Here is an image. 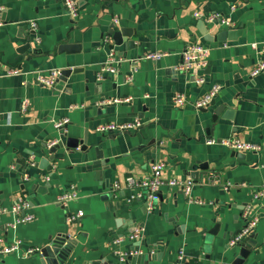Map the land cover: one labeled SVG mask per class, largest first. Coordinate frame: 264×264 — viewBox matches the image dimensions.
<instances>
[{
  "label": "crops",
  "instance_id": "1",
  "mask_svg": "<svg viewBox=\"0 0 264 264\" xmlns=\"http://www.w3.org/2000/svg\"><path fill=\"white\" fill-rule=\"evenodd\" d=\"M75 1L78 16L71 19L62 0H0V239L21 240L17 252L0 254V264H55L25 251L45 248L58 234L78 239L61 264H123L121 254L137 242L145 264H174L180 249L183 264H231L238 246L229 241L243 228L247 206L257 223L244 264H264V197H252L264 187V72L250 76L264 58V0ZM202 19L210 35L228 30L224 41H205ZM113 24L126 34L119 46L109 35ZM193 42L208 48L206 66L179 70ZM155 52L167 55L142 59ZM110 53L116 71L100 74ZM54 68L71 70L60 89L36 82ZM10 69L19 73L4 74ZM215 85L214 104L194 110L192 103ZM176 93L184 96L181 107L173 104ZM64 119L59 132L54 122ZM133 120L140 123L135 131H96ZM232 137L261 148L241 153L219 143ZM68 140L78 145L68 147ZM157 161L166 164L165 178L192 179L191 200L163 184L148 212L143 199L130 200L142 189L126 187L125 179L147 176ZM71 187L77 199L56 203ZM20 201L29 205L20 215L34 220L15 223L20 215L12 207ZM77 211L83 216L68 222ZM135 230L140 238L129 240Z\"/></svg>",
  "mask_w": 264,
  "mask_h": 264
},
{
  "label": "built area",
  "instance_id": "2",
  "mask_svg": "<svg viewBox=\"0 0 264 264\" xmlns=\"http://www.w3.org/2000/svg\"><path fill=\"white\" fill-rule=\"evenodd\" d=\"M62 4L64 7V12L67 14L68 17L71 19H75L78 16V6L75 0H62ZM3 11V7L0 6V14ZM195 16L197 18L202 17L207 22H220L221 24H228V21L224 18L217 16V15H205L201 16L199 13H195ZM29 27L32 28V30L36 29V23L30 22ZM38 39L35 38V43L37 44ZM262 53L264 54V46L262 48ZM209 50L207 47H205L203 44L199 42H193L186 45L184 50L181 53V62L178 66L179 70L182 71H190L193 69H202L206 66L207 58H208ZM166 53L162 52H155V53H147L145 54L142 59H146L149 61H156L164 56H166ZM141 59V58H140ZM140 59L134 60L132 62L134 71L136 70L137 63ZM118 63L117 60H115L113 53H110L109 58L107 62L101 67L100 74L103 73H114L116 71V64ZM264 72V58L260 60L257 64H255L251 70H250V76H256L257 74ZM18 70L10 69L6 71L4 74L6 75H16L18 74ZM2 73L0 72V75ZM62 75V71L59 69H51L46 74H38L36 76V82L44 85L46 87H49L51 89H60V84H62L59 79ZM203 79L198 78L196 80V84H202ZM220 86L215 85L212 88H210L203 96L198 98L196 101L192 103V108L194 110H201L203 108H206L210 105L214 97L219 93ZM130 101L129 99H116L114 100V103H124ZM173 104L176 107H181L184 104V96L180 93L174 94L173 97ZM27 109V102L24 101L22 103L21 110L25 111ZM68 124V120H60L57 122H54V127L57 131H65L66 125ZM140 123L137 120H133L132 122H126V123H107L99 126L96 131L101 134L102 136H109L111 134H121L126 132L135 131L139 128ZM214 140L207 139L206 143L211 144ZM58 142L57 140L52 141L49 143V147H53ZM221 145L226 146L227 148L241 153H247V152H258L261 148L260 144L252 143V142H245L241 141L238 138H226L219 141ZM166 169V164L162 161L153 162L150 165L149 174L143 178L135 179L133 176H128L125 179V186L128 188H134V187H140L142 189L141 193H138L137 195H131L130 200H134V198H139L144 200V206L145 210L148 212L152 211L154 209L155 204L159 201V188L161 185L166 184L171 188H176L179 191H181L186 198L191 200L190 198V190L193 184V181L191 178H165L164 172ZM209 178L212 180V182L217 181V176L215 174H210ZM118 188V185L115 186L113 189L114 191ZM78 195L75 191L74 187H71V189L58 196L56 199V203L59 204H66L67 202L73 201L77 199ZM253 199L264 197V187L255 189L252 193ZM28 203L26 201H20V203H17L15 206L12 207V212H14L17 215H20L24 209L28 207ZM3 211V210H0ZM83 216L82 211H77L75 214H70L67 217L68 222H72L74 220H78ZM242 217L245 220V224L241 231L237 234H235L229 241V246L234 247L238 246L240 242L245 238L250 236L254 230L257 223L256 218H250V207L247 206L242 212ZM34 220V216L32 214H22L20 216H17L15 223L16 224H23ZM127 238L129 240L135 241L140 238L139 231H133L132 233L127 235ZM122 240V238L116 240L115 242L118 243ZM21 247V240H15L14 242L10 244H5L2 242V239H0V254H10L17 252ZM25 254L27 256H41L42 249L40 247H33L28 248L25 251ZM127 257V254H121V260H125ZM183 257V250L180 249L177 254V258L174 264H183L182 262Z\"/></svg>",
  "mask_w": 264,
  "mask_h": 264
},
{
  "label": "water",
  "instance_id": "3",
  "mask_svg": "<svg viewBox=\"0 0 264 264\" xmlns=\"http://www.w3.org/2000/svg\"><path fill=\"white\" fill-rule=\"evenodd\" d=\"M203 22L204 21L202 19L201 24H199V27H200V33L203 36L205 41H208V42H211L213 40L224 41V39L228 35V30L221 31L213 36L209 34L210 28L208 26H205ZM115 27L116 26L114 24L110 26L109 35L112 37L114 45L119 46L122 44V42H124L123 37H125L126 34L124 30L123 31L116 30ZM236 34L237 33L235 32L233 33L234 36ZM127 44L131 46V42H127ZM24 47H29V46L27 45ZM70 73H71V70L63 71L59 81L63 83L69 77ZM211 104H214L213 100ZM224 106H225L224 104L218 106L216 108L215 113L217 114L220 113L225 108ZM77 145L78 144L76 140L67 141L68 147H76ZM52 150H54V148ZM98 158L100 157L98 156ZM251 238L252 236L245 237L240 242V244L238 245V255L231 262V264H244V262L250 255L251 245L253 246V242H251ZM77 240L78 239L65 236L64 234H58V236L54 238L48 246L42 249L41 257H42L43 263L46 261L50 263L61 264L63 261L66 260L68 254L72 251L73 247L77 244ZM139 244L141 243L140 242L133 243L132 248L129 250L130 253L125 258L123 264H132V263L145 264L146 263L148 255L145 256V255L139 254Z\"/></svg>",
  "mask_w": 264,
  "mask_h": 264
}]
</instances>
